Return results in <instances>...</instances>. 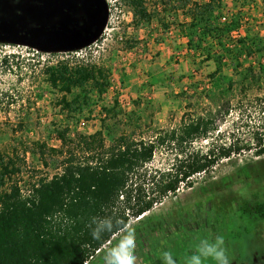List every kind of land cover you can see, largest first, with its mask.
<instances>
[{
    "label": "rangeland",
    "instance_id": "obj_1",
    "mask_svg": "<svg viewBox=\"0 0 264 264\" xmlns=\"http://www.w3.org/2000/svg\"><path fill=\"white\" fill-rule=\"evenodd\" d=\"M104 1L106 21L97 41L95 37L88 45L40 49L0 41V152L15 158L20 168L15 181L26 193L38 178L60 172L56 129L67 128L73 138L99 130L105 119V133L110 131L106 142L122 133L147 139L157 130L177 126L185 111L202 114L229 98L235 106L229 115L219 117L221 134L235 120V136L247 148L193 177L192 186L181 184L175 194L143 216L132 218L136 221V264H161L166 251L176 257L177 264H184L202 239L217 235L225 240L230 264H264V219L244 216L237 207L243 198L264 196V154L254 155L252 139L254 128L264 126V102L259 100L264 96V50L251 56L243 52L236 71L230 51L222 50V71L210 78L215 65L204 60L207 43L187 53L186 43L171 33L177 17L173 7L181 8L182 0H145L153 18L138 27L127 0ZM193 1L204 0L188 4ZM164 2L169 3L167 10L162 9ZM221 4L217 12L221 21L231 13L241 17V34L232 37L227 48L246 34L254 41V49L264 48V0H222ZM210 48L221 52L217 46ZM63 58L95 63L107 72L106 91L101 96L90 92L88 104L79 111L70 112L59 104L62 94L43 73L46 63ZM248 66L257 72L256 81L242 79ZM229 82H233L231 89ZM246 82L250 83L244 95L240 90ZM78 92L74 90L68 99ZM103 107L114 109L107 114ZM36 143L45 145L47 165ZM200 144L205 147L207 141ZM168 163L169 155L159 151L148 167L155 170ZM113 243L112 239L87 264H103V250Z\"/></svg>",
    "mask_w": 264,
    "mask_h": 264
},
{
    "label": "trees",
    "instance_id": "obj_2",
    "mask_svg": "<svg viewBox=\"0 0 264 264\" xmlns=\"http://www.w3.org/2000/svg\"><path fill=\"white\" fill-rule=\"evenodd\" d=\"M189 1L182 0L179 8L190 17L182 25L186 45L191 51H198L207 43L202 51L204 60H212L215 65L210 78L222 71V50L230 51L234 71L243 52L251 56L264 50L253 48L249 34L227 48L231 38L241 34V17L231 13L221 21L217 12L222 0L193 1L191 5ZM127 3L135 26L149 23L153 18L145 0H127ZM167 4L164 2L162 9L167 10ZM177 9L173 7L174 11ZM164 27L169 28L166 23ZM213 46L221 52L214 53L210 48ZM1 60L7 62L6 58ZM244 71L243 80L256 81L258 75L252 66ZM43 73L49 85L62 94L59 104L70 112L87 105L90 92L101 96L108 86L106 70L82 59L48 62ZM249 83L241 87L244 95ZM232 85L229 82L228 88ZM76 89L79 92L68 99ZM259 100L264 102V96ZM115 105H118L116 99ZM234 106L231 99L224 98L217 108L205 113L185 111L177 126L157 130L147 139L122 133L112 135L106 142L110 131L105 133V119L99 130L79 133L73 138L67 128L56 129L61 146L57 153L62 155L58 164L60 172L38 178L26 193L14 179L20 171L15 158L0 152V264H85L112 237L105 234L101 240L92 238L89 224L93 217L115 214L125 222L139 218L163 198L175 194L181 184L192 186L193 177L209 172L223 159L247 148L235 136V120L231 129L221 134L219 117L229 115ZM102 109L110 114L114 108ZM252 139L256 145L254 155H263L264 126L254 128ZM202 141H207L205 147L200 144ZM36 144L47 165L43 158L45 145ZM159 151L169 155V163L152 170L148 165ZM237 207L244 216L264 219V196L253 194L243 198Z\"/></svg>",
    "mask_w": 264,
    "mask_h": 264
},
{
    "label": "water",
    "instance_id": "obj_3",
    "mask_svg": "<svg viewBox=\"0 0 264 264\" xmlns=\"http://www.w3.org/2000/svg\"><path fill=\"white\" fill-rule=\"evenodd\" d=\"M31 5L24 2L20 5L23 13L11 18H0V41L25 44L40 49H66L79 47L93 40L107 17V5L104 0H84L88 23L80 29L68 28L69 18H62L48 23L59 4L64 0H38ZM9 0H0V9H8ZM94 6V7H93ZM29 14L36 21V26L23 30L25 15ZM24 33H21L23 32Z\"/></svg>",
    "mask_w": 264,
    "mask_h": 264
},
{
    "label": "clouds",
    "instance_id": "obj_4",
    "mask_svg": "<svg viewBox=\"0 0 264 264\" xmlns=\"http://www.w3.org/2000/svg\"><path fill=\"white\" fill-rule=\"evenodd\" d=\"M135 220L126 222L117 215L93 217L90 224V234L94 240H101L105 234L111 235L114 243L103 252V264H136V233L133 225ZM230 264L222 236L212 239H202L194 252L184 258V264ZM161 264H177L176 257L171 252H164Z\"/></svg>",
    "mask_w": 264,
    "mask_h": 264
},
{
    "label": "flooded vegetation",
    "instance_id": "obj_5",
    "mask_svg": "<svg viewBox=\"0 0 264 264\" xmlns=\"http://www.w3.org/2000/svg\"><path fill=\"white\" fill-rule=\"evenodd\" d=\"M9 1L11 2L10 8H8L7 10L0 9V18H11L14 15L23 13L20 8V5L24 2H28L31 5H36L40 3L38 0H9ZM66 17L70 19L68 22V28L70 29L73 28L80 29L86 23H88V17L85 9L84 0H64L63 3L59 4L54 15L50 16L48 19H44L43 21L48 20V23L56 22ZM24 23H25V26L23 27L24 31L31 27L36 26V21L32 19L29 14L25 15ZM24 31L21 33H24Z\"/></svg>",
    "mask_w": 264,
    "mask_h": 264
},
{
    "label": "crops",
    "instance_id": "obj_6",
    "mask_svg": "<svg viewBox=\"0 0 264 264\" xmlns=\"http://www.w3.org/2000/svg\"><path fill=\"white\" fill-rule=\"evenodd\" d=\"M176 18H175V23H174V27L172 28L171 33L173 32L174 35L177 36V41L179 42H184L187 43V37L184 33V29L182 27L183 24L187 23L190 20V17L188 15H186L182 9H177L176 11ZM187 46V45H186ZM187 53H189L188 51H191L190 49L186 48ZM184 51V52H185Z\"/></svg>",
    "mask_w": 264,
    "mask_h": 264
},
{
    "label": "built area",
    "instance_id": "obj_7",
    "mask_svg": "<svg viewBox=\"0 0 264 264\" xmlns=\"http://www.w3.org/2000/svg\"><path fill=\"white\" fill-rule=\"evenodd\" d=\"M99 36H101V34H99ZM97 37L93 40V41H97ZM119 39H120V41H122L123 39H122V37L121 36H119ZM88 45V44H87ZM59 141V140H58ZM111 240H112V237L101 247V248H99L98 250H96V253L95 254H99L101 251H102V248H105L107 245H110V243H111ZM91 259V258H90ZM85 264H87V262H85Z\"/></svg>",
    "mask_w": 264,
    "mask_h": 264
}]
</instances>
